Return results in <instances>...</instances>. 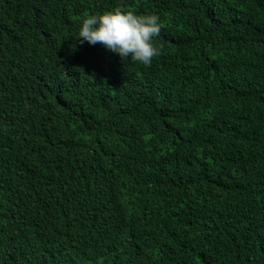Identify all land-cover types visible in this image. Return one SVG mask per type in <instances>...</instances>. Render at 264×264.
Masks as SVG:
<instances>
[{"label": "trees", "instance_id": "trees-1", "mask_svg": "<svg viewBox=\"0 0 264 264\" xmlns=\"http://www.w3.org/2000/svg\"><path fill=\"white\" fill-rule=\"evenodd\" d=\"M0 264H264V0H0Z\"/></svg>", "mask_w": 264, "mask_h": 264}, {"label": "clouds", "instance_id": "clouds-1", "mask_svg": "<svg viewBox=\"0 0 264 264\" xmlns=\"http://www.w3.org/2000/svg\"><path fill=\"white\" fill-rule=\"evenodd\" d=\"M161 31L157 14H137L120 8L91 13L83 18L78 31L80 43L102 44L122 60L134 59L149 65L159 54L154 37Z\"/></svg>", "mask_w": 264, "mask_h": 264}]
</instances>
